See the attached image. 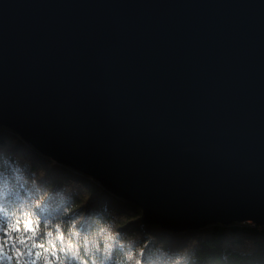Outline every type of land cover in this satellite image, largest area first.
<instances>
[{
    "label": "water",
    "instance_id": "95a60500",
    "mask_svg": "<svg viewBox=\"0 0 264 264\" xmlns=\"http://www.w3.org/2000/svg\"><path fill=\"white\" fill-rule=\"evenodd\" d=\"M0 126L144 223L264 225V0H0Z\"/></svg>",
    "mask_w": 264,
    "mask_h": 264
},
{
    "label": "trees",
    "instance_id": "16d2710c",
    "mask_svg": "<svg viewBox=\"0 0 264 264\" xmlns=\"http://www.w3.org/2000/svg\"><path fill=\"white\" fill-rule=\"evenodd\" d=\"M0 264H264V225L144 223L137 206L0 126Z\"/></svg>",
    "mask_w": 264,
    "mask_h": 264
},
{
    "label": "snow or ice",
    "instance_id": "6c2138e0",
    "mask_svg": "<svg viewBox=\"0 0 264 264\" xmlns=\"http://www.w3.org/2000/svg\"><path fill=\"white\" fill-rule=\"evenodd\" d=\"M25 228H26V230H31V224H30V223L27 224V225L25 226ZM20 242L23 243L22 240H21ZM19 251H20V250H19L18 248L15 249V252H16L17 254L19 253Z\"/></svg>",
    "mask_w": 264,
    "mask_h": 264
}]
</instances>
